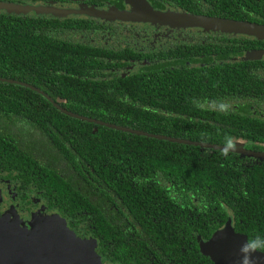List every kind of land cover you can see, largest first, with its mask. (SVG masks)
<instances>
[{"label":"trees","instance_id":"trees-1","mask_svg":"<svg viewBox=\"0 0 264 264\" xmlns=\"http://www.w3.org/2000/svg\"><path fill=\"white\" fill-rule=\"evenodd\" d=\"M203 1L218 17L264 24V0ZM185 8L196 12L198 5ZM31 24L0 15V78L17 82L0 81L1 169L18 171L27 185L50 196L53 209L74 220L81 216L105 238L110 225H119L116 220L142 225L146 232L138 237L155 241L168 256L196 257L197 237L210 238L230 219L248 239L264 238V159L225 156L72 118L22 85L89 119L209 145L225 146L230 137L236 148L264 153V79L250 74L254 63L217 66L205 73L208 83L194 78L188 87L173 89L165 80L180 71L167 79L157 69L109 77L108 69H96L109 62L87 59L82 67L84 56L72 58L61 45L53 47L46 31L38 30L42 26ZM255 44L264 48V42L246 40L241 56ZM74 64L82 68L69 69ZM252 81L257 91L245 105L247 115L206 106L209 98L237 101L236 85L245 90ZM257 103L263 114L251 116L247 110ZM182 237L193 242L185 255L177 247Z\"/></svg>","mask_w":264,"mask_h":264},{"label":"flooded vegetation","instance_id":"flooded-vegetation-1","mask_svg":"<svg viewBox=\"0 0 264 264\" xmlns=\"http://www.w3.org/2000/svg\"><path fill=\"white\" fill-rule=\"evenodd\" d=\"M0 2L31 8L28 13H8L0 10V15L23 17L30 20L31 25L42 26L38 30L46 31L45 35L52 38L53 47L61 45L64 52L72 58L84 56V60L79 61L78 64L82 67L86 65L87 59L109 62V65L96 68L108 69L109 77L126 78L137 74L141 69H157L160 77L167 79V74L173 73L171 75L173 76L180 71L178 78L165 80L167 87L175 89L182 83L188 87L190 79L194 78H200L208 83L210 80L205 73L210 69L217 66L221 69L225 64L231 66L245 61L254 63V66L247 69H253L250 74L255 79L257 77L264 79V48L255 44V48L244 51L242 56L240 52L244 41L264 42V40L241 34L208 31L198 27H178L149 18L125 19L116 16L119 12H131L136 7L150 6L157 12L218 17L215 15L217 12L214 7L203 0H188V2L185 0H0ZM186 3H189L190 8L198 5L197 13L187 12ZM249 52H262L261 58L257 54V59L247 60ZM78 65L69 66V69L82 68ZM50 68L59 69L57 66ZM30 87L35 88L32 89L47 101L56 102L42 90L33 85ZM214 90L221 96V87L218 88L217 85ZM235 91L239 92L237 101L223 97L219 100L209 98L206 106L213 111H219V104L226 103L230 105L228 114L247 115L245 105L256 96L257 85L252 81L247 84L245 90H241L240 86L236 85ZM203 98L200 101L205 103L207 98ZM243 107L245 109H242ZM258 107L260 108L258 103L257 106L250 105L247 111L251 116L262 115ZM52 204L54 203L51 202L50 196L45 195L34 185H27L18 171L10 172L0 168L1 214L7 213L13 218L9 211L12 207L15 208L12 211L18 213L22 220L19 226L29 230L32 228L29 222L36 211H42L44 216L60 215L68 222L67 226L77 237L90 242L93 252L92 264H180L182 261L187 264H215L201 250V243L207 242L213 235L206 239L198 236L195 241L196 257L187 260L175 257L176 254L168 256L161 245L153 244L155 242L153 240L147 244L145 238L138 237L146 232L142 225H123L124 223L116 220L119 225H110V235L105 238L98 232L97 225H85L81 216L75 220L64 217L53 209ZM165 222H168V219H165ZM157 226L161 228L160 225ZM191 234L193 238L192 230ZM177 247L178 251L185 255L186 250H193V242L182 237Z\"/></svg>","mask_w":264,"mask_h":264},{"label":"water","instance_id":"water-1","mask_svg":"<svg viewBox=\"0 0 264 264\" xmlns=\"http://www.w3.org/2000/svg\"><path fill=\"white\" fill-rule=\"evenodd\" d=\"M0 10H4L8 13H28L31 8H22L13 4L0 2ZM116 16L125 19L133 17L149 18V20H161L178 27H198L208 31L227 34H241L254 37L259 40H264V24H257L249 21L188 13L157 12L150 6L147 8L136 7L131 12H119ZM261 53L262 52H249L246 59L255 60L257 59V54L259 55V58H261ZM0 81L17 83L16 81L2 78H0ZM22 85L30 87L26 84ZM51 103L57 109L72 118L94 123L95 125L105 126L118 131L214 150L222 151L225 147L170 138L161 135L147 134L95 119H89L69 112L55 102ZM229 152L237 153L242 156L264 159V153L248 151L241 148H235V151ZM10 213H13V211ZM11 222H13V225H11ZM20 222L21 220H19L17 215H13L12 218L7 213L1 214L0 212V264H44L45 261H49L50 264H54V262H56V264H78V261L80 260L92 263L91 253L87 250V248H85L86 242L77 239L72 231L68 233L67 223L59 215L55 214L50 217H44V215H33L32 220L29 223L32 226L31 230H26L24 232L19 231ZM58 222L62 223L61 225H65L64 232H67L69 236L64 235L62 232L60 234H54L51 233L49 229H46L45 231H39V234H37L34 239L30 240V236L32 235L31 232L34 231L38 225H40L38 223H44L45 225H60L57 224ZM27 231L31 232L28 234ZM47 233L50 234L49 237ZM45 235H47V238ZM247 240L248 237L246 235L235 231L232 220L230 219L227 221L225 226L216 231L207 242L201 243V250L203 254L209 256L215 264H239V260L241 258L240 246ZM56 256L57 258H54ZM253 258L256 260V264H264V252L257 251L253 255Z\"/></svg>","mask_w":264,"mask_h":264},{"label":"clouds","instance_id":"clouds-1","mask_svg":"<svg viewBox=\"0 0 264 264\" xmlns=\"http://www.w3.org/2000/svg\"><path fill=\"white\" fill-rule=\"evenodd\" d=\"M230 109V105L226 103H220L218 110L224 113H227ZM236 145L232 138H226V145L222 149V154L227 156L229 151H235ZM257 251H264V238L257 235L252 239L247 240L244 244L240 246L241 258L239 264H256V260L253 258V255Z\"/></svg>","mask_w":264,"mask_h":264},{"label":"rangeland","instance_id":"rangeland-1","mask_svg":"<svg viewBox=\"0 0 264 264\" xmlns=\"http://www.w3.org/2000/svg\"><path fill=\"white\" fill-rule=\"evenodd\" d=\"M242 156V155H241ZM250 161H253V159L252 160H250ZM12 210H15V208H11L10 209V211L9 212H12ZM11 215H17L18 217H19V220H21L20 219V216L18 215V213H11ZM33 215H43L42 214V211H36V212H34V214ZM52 215H55V214H52ZM52 215H45L44 217H50V216H52ZM57 215V214H56ZM61 217V216H60ZM65 220V219H64ZM22 221V220H21ZM66 221V220H65ZM31 222V221H30ZM29 222V223H30ZM66 223H67V225H68V222L66 221ZM38 224H40V225H38V229L36 230H34V231H27L28 232V234L31 232L32 233V235L30 236V240H32V239H34L35 237H36V235L37 234H39L38 232L39 231H45L46 229H49V231L51 232V233H54V234H60L61 232L62 233H64V235H68L67 234V232L69 233V232H71V230L69 229V227H68V231L65 233L64 232V227H65V225H61L62 223H57V224H60V225H45L44 223H38ZM11 225H13V222H11ZM30 225V224H29ZM51 228H54V229H51ZM26 230H29V229H27L26 227L24 228V227H22V226H19V231H21V232H24V231H26ZM31 230V229H30ZM55 232H54V231ZM74 233V232H73ZM75 234V233H74ZM47 235H48V237H49V235L50 234H48L47 233ZM47 235H45L46 236V238H47ZM69 236V235H68ZM75 237L77 238V239H80V240H82L81 238H79V237H77V235L75 234ZM63 239V238H62ZM61 239V240H62ZM82 241H85L86 242V246H85V248H87V250H89L90 251V253H91V257H92V259H93V252H92V250H91V248L89 247L90 246V242L89 241H87V240H82ZM88 242H89V244H88ZM89 245V246H88ZM54 258H57V256L56 257H54ZM54 260V259H53ZM44 264H50V262L49 261H45L44 262ZM54 264H56V262H54ZM78 264H92V263H90V262H88V261H83V260H80V261H78Z\"/></svg>","mask_w":264,"mask_h":264},{"label":"bare ground","instance_id":"bare-ground-1","mask_svg":"<svg viewBox=\"0 0 264 264\" xmlns=\"http://www.w3.org/2000/svg\"><path fill=\"white\" fill-rule=\"evenodd\" d=\"M222 18V17H221Z\"/></svg>","mask_w":264,"mask_h":264}]
</instances>
